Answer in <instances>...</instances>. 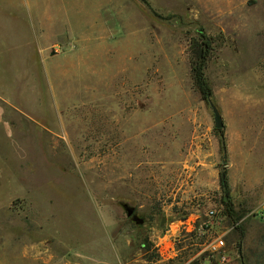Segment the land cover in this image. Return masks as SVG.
<instances>
[{
    "label": "rangeland",
    "instance_id": "obj_1",
    "mask_svg": "<svg viewBox=\"0 0 264 264\" xmlns=\"http://www.w3.org/2000/svg\"><path fill=\"white\" fill-rule=\"evenodd\" d=\"M147 1L0 0V264H264V0Z\"/></svg>",
    "mask_w": 264,
    "mask_h": 264
},
{
    "label": "trees",
    "instance_id": "obj_2",
    "mask_svg": "<svg viewBox=\"0 0 264 264\" xmlns=\"http://www.w3.org/2000/svg\"><path fill=\"white\" fill-rule=\"evenodd\" d=\"M139 1H141L151 9L147 0ZM219 38L224 39L222 34H219ZM217 45L219 44L217 43L216 37L207 33L201 26H198L195 33L191 35L187 40L186 53L189 63V71L192 85L194 89L198 92L201 100L206 104L210 103L213 97L212 87L206 75V67L210 59L213 57ZM219 144L221 149H224V138L222 132H220ZM223 173L225 174V172ZM221 187L223 189L222 185ZM223 203L225 204V211L227 216L230 219H233V211L231 208L230 200L224 198ZM236 229H239V227L236 226ZM242 237L243 232L239 231L237 241L238 245H240ZM193 264H198V262H194Z\"/></svg>",
    "mask_w": 264,
    "mask_h": 264
},
{
    "label": "built area",
    "instance_id": "obj_3",
    "mask_svg": "<svg viewBox=\"0 0 264 264\" xmlns=\"http://www.w3.org/2000/svg\"><path fill=\"white\" fill-rule=\"evenodd\" d=\"M214 215H215V211L209 210L206 216L208 218H212L214 217ZM232 228L224 232L214 233L213 236L211 234V241L208 243L205 249L206 252L211 257L208 260L207 264H233L234 263L233 252L231 249L228 248V245L226 242V236L232 230Z\"/></svg>",
    "mask_w": 264,
    "mask_h": 264
},
{
    "label": "water",
    "instance_id": "obj_4",
    "mask_svg": "<svg viewBox=\"0 0 264 264\" xmlns=\"http://www.w3.org/2000/svg\"><path fill=\"white\" fill-rule=\"evenodd\" d=\"M209 105L211 107V111H212V114H213L214 128L216 130H221L224 127V124H223V121H222V117L219 114L217 108L211 102L209 103ZM219 179L221 180V185L223 186V189H224V191L226 193L227 184H226V181H225V174L223 172L220 173ZM132 212H133V210L129 209L128 210V215H131ZM163 223H164V218H163V221H162V225H163Z\"/></svg>",
    "mask_w": 264,
    "mask_h": 264
},
{
    "label": "crops",
    "instance_id": "obj_5",
    "mask_svg": "<svg viewBox=\"0 0 264 264\" xmlns=\"http://www.w3.org/2000/svg\"><path fill=\"white\" fill-rule=\"evenodd\" d=\"M238 27L241 29V31H243L240 25H238ZM246 31H250V30L247 28ZM246 37H247L246 41H247V42H251L252 44H256V43L259 44V43H261V44L263 45V43H264L263 40H257V39H255V38L252 36V33H251V34H246ZM262 45H261V46H262ZM254 46H255V45H254ZM262 47H263V46H262ZM0 103H2V104H3L5 107H7V109H8V101H7V100H5V101L0 100Z\"/></svg>",
    "mask_w": 264,
    "mask_h": 264
}]
</instances>
